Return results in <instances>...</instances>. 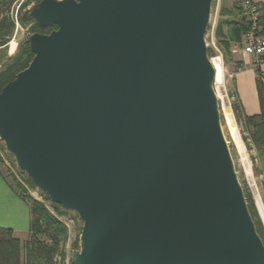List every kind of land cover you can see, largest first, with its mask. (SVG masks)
Masks as SVG:
<instances>
[{
  "label": "water",
  "instance_id": "95a60500",
  "mask_svg": "<svg viewBox=\"0 0 264 264\" xmlns=\"http://www.w3.org/2000/svg\"><path fill=\"white\" fill-rule=\"evenodd\" d=\"M213 0H39L0 90L18 171L82 222L73 264H264L220 123Z\"/></svg>",
  "mask_w": 264,
  "mask_h": 264
},
{
  "label": "trees",
  "instance_id": "16d2710c",
  "mask_svg": "<svg viewBox=\"0 0 264 264\" xmlns=\"http://www.w3.org/2000/svg\"><path fill=\"white\" fill-rule=\"evenodd\" d=\"M37 1L39 0L34 2ZM14 2V0H0V47L7 44L15 27V21L11 15V8ZM30 8L22 7L17 15V22L27 28L28 32L48 33L54 28V26L39 27L30 16ZM221 25L225 26V29ZM249 27L250 24L245 17L229 19L220 23L216 33L218 36L219 34L222 36L224 45L229 47L231 41H240ZM260 29L264 33V21L262 18H260ZM32 56L33 53L29 49L28 41L22 42L19 45L17 54L0 70V90L28 65ZM260 70L264 71L262 68L255 69L259 112L246 114L239 98L237 103L232 105V111L236 121L239 123L241 138L246 149L254 151L261 161L260 169L255 166L254 170L256 173L263 175L264 186V72L260 73ZM5 173L4 176L10 186L29 205L30 223L29 234L24 241L14 236L11 228L0 227V264H63L67 257L65 242L68 230L58 215H63L68 210L54 204L56 205L54 209L58 214L55 215L42 201L29 195V187L34 186L27 175L18 171L12 173L11 170L5 171ZM244 195L256 230L264 242V226L256 206L249 194L244 193ZM73 245L77 249L78 237Z\"/></svg>",
  "mask_w": 264,
  "mask_h": 264
},
{
  "label": "rangeland",
  "instance_id": "374dc122",
  "mask_svg": "<svg viewBox=\"0 0 264 264\" xmlns=\"http://www.w3.org/2000/svg\"><path fill=\"white\" fill-rule=\"evenodd\" d=\"M14 1L15 2L11 8V15L15 21V27L7 44L0 47V70L15 54H17L19 45L26 41L28 36L31 34L28 32L27 28L17 22V15L22 7H31L34 3H36L34 2L35 0ZM258 1L260 2L262 12V10L264 11V0ZM242 17H245V15L243 10L237 7V0H213L211 4L210 20L205 33V41L207 49L209 50L208 55L216 70L213 87L218 99L221 128L225 139L228 142L235 171L243 192L250 195L264 226L263 175L256 173L254 170L255 166L260 169L261 161L254 151L246 149L241 138L239 123L236 121L232 111V105L237 103L239 98L236 94L235 75L238 72L237 68L246 56L241 52L239 47L236 48V46H240L239 43L242 41L243 36L240 41H231L229 43V47H226L222 40L223 38H221L222 36L219 34V37L216 33L221 22L229 19H240ZM221 26L225 29V26ZM246 61H248V59ZM246 66L247 68L255 69L249 64ZM0 163L5 171L11 170L12 173L18 171L16 169L13 156L6 152L4 144L1 140ZM29 195L34 199L42 201L52 213L58 215L54 209L56 205L50 202L46 193L40 191L36 187H29ZM58 217L64 222L68 230L65 242L67 257L63 264H73L71 258L80 248L79 236L81 233L82 222L74 211L68 210L63 215H58ZM77 237L78 247L76 249L73 244L75 243Z\"/></svg>",
  "mask_w": 264,
  "mask_h": 264
},
{
  "label": "crops",
  "instance_id": "0c3cea01",
  "mask_svg": "<svg viewBox=\"0 0 264 264\" xmlns=\"http://www.w3.org/2000/svg\"><path fill=\"white\" fill-rule=\"evenodd\" d=\"M247 59L248 57L245 56L241 64L246 62ZM261 68L264 69V64ZM256 77L253 68H245L235 75L236 94L246 114L257 113L260 109L256 92ZM4 174H6L5 170H3L0 163V227L11 228L14 236L24 241L29 234V205L10 186Z\"/></svg>",
  "mask_w": 264,
  "mask_h": 264
},
{
  "label": "built area",
  "instance_id": "2783aa9c",
  "mask_svg": "<svg viewBox=\"0 0 264 264\" xmlns=\"http://www.w3.org/2000/svg\"><path fill=\"white\" fill-rule=\"evenodd\" d=\"M237 7L243 10L250 24L249 29L243 34L240 46H236L248 57V61L240 64L237 71L247 68V64L260 69L264 64V35L260 29V18L264 21V11L261 12L258 0H237ZM263 72L260 70V73Z\"/></svg>",
  "mask_w": 264,
  "mask_h": 264
},
{
  "label": "flooded vegetation",
  "instance_id": "af4514ba",
  "mask_svg": "<svg viewBox=\"0 0 264 264\" xmlns=\"http://www.w3.org/2000/svg\"><path fill=\"white\" fill-rule=\"evenodd\" d=\"M52 30V29H51Z\"/></svg>",
  "mask_w": 264,
  "mask_h": 264
}]
</instances>
